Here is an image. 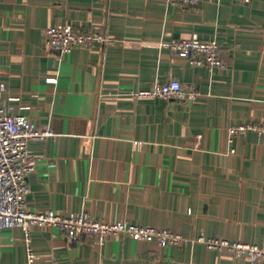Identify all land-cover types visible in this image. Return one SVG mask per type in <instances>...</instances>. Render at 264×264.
<instances>
[{"label": "crops", "instance_id": "1", "mask_svg": "<svg viewBox=\"0 0 264 264\" xmlns=\"http://www.w3.org/2000/svg\"><path fill=\"white\" fill-rule=\"evenodd\" d=\"M100 30L119 42L47 47L51 25ZM216 39L225 67L195 66L162 45ZM178 79L194 98H135ZM0 81L6 104L55 135L29 142L38 167L29 209L169 229L188 243L128 235L101 246L35 229V264H248L200 237L264 248V0H0ZM0 264H27L25 233L0 234ZM264 264V260H263Z\"/></svg>", "mask_w": 264, "mask_h": 264}, {"label": "built area", "instance_id": "2", "mask_svg": "<svg viewBox=\"0 0 264 264\" xmlns=\"http://www.w3.org/2000/svg\"><path fill=\"white\" fill-rule=\"evenodd\" d=\"M201 0H167L184 8L196 9ZM250 3L251 0H237ZM119 39L100 30H88L71 23L51 25L45 31V43L50 49L63 54L77 47L94 48L97 44L114 45ZM173 54L186 57L195 66L206 65L210 69L225 67L220 57V45L216 39H202L198 34L190 38H178L162 43ZM8 87L0 81V234L4 229L21 228L25 233L27 264H35L37 254L33 247L35 229H56L73 240L91 238L98 245H106L111 236L128 235L151 241L166 247L188 243L180 233L151 225L134 223L127 219L114 222L96 219L84 212L58 213L55 210L36 211L29 209L27 195L30 191L29 177L37 170L38 158L29 149L32 139L55 135L51 128L37 127L25 114L15 113L5 102ZM135 98H194L196 93L178 79L156 81L149 88L130 93ZM250 130L264 134V125L241 124L230 127L231 140ZM208 247L225 250L237 261L247 259L248 264H263L264 248L256 244L227 239L200 237Z\"/></svg>", "mask_w": 264, "mask_h": 264}]
</instances>
